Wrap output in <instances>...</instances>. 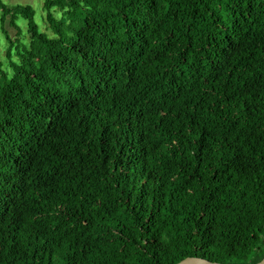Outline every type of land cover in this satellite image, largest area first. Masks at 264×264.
Returning <instances> with one entry per match:
<instances>
[{
    "label": "trees",
    "instance_id": "obj_1",
    "mask_svg": "<svg viewBox=\"0 0 264 264\" xmlns=\"http://www.w3.org/2000/svg\"><path fill=\"white\" fill-rule=\"evenodd\" d=\"M42 9L0 0V264L258 262L264 0Z\"/></svg>",
    "mask_w": 264,
    "mask_h": 264
},
{
    "label": "rangeland",
    "instance_id": "obj_2",
    "mask_svg": "<svg viewBox=\"0 0 264 264\" xmlns=\"http://www.w3.org/2000/svg\"><path fill=\"white\" fill-rule=\"evenodd\" d=\"M7 5H13V4H29L32 6L34 10V22L37 24L39 30L46 31L50 33L49 30H47V24L45 22L44 18V11L42 9L43 0H3ZM55 14V13H54ZM56 15V14H55ZM19 25L25 29V21L19 20ZM5 27L7 30H9V34L11 37H13L15 31L12 29V27H9V25L6 23ZM5 46L6 41L4 39L2 30H1V20H0V60L5 63L4 59V53H5Z\"/></svg>",
    "mask_w": 264,
    "mask_h": 264
},
{
    "label": "water",
    "instance_id": "obj_3",
    "mask_svg": "<svg viewBox=\"0 0 264 264\" xmlns=\"http://www.w3.org/2000/svg\"><path fill=\"white\" fill-rule=\"evenodd\" d=\"M174 264H224V263L209 261L201 257L189 256L179 260ZM255 264H264V256Z\"/></svg>",
    "mask_w": 264,
    "mask_h": 264
}]
</instances>
